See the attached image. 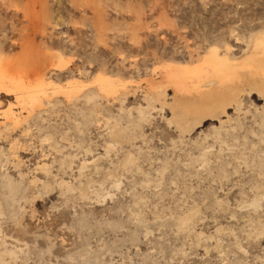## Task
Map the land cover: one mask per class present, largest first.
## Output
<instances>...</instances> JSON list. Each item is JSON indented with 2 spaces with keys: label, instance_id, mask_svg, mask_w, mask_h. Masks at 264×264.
<instances>
[{
  "label": "rangeland",
  "instance_id": "obj_1",
  "mask_svg": "<svg viewBox=\"0 0 264 264\" xmlns=\"http://www.w3.org/2000/svg\"><path fill=\"white\" fill-rule=\"evenodd\" d=\"M262 33L264 0H0L3 86L57 88L30 109L0 92L3 261L264 264V99L207 103L164 78L210 77L211 48L241 74ZM26 64L55 71L20 80Z\"/></svg>",
  "mask_w": 264,
  "mask_h": 264
},
{
  "label": "bare ground",
  "instance_id": "obj_2",
  "mask_svg": "<svg viewBox=\"0 0 264 264\" xmlns=\"http://www.w3.org/2000/svg\"><path fill=\"white\" fill-rule=\"evenodd\" d=\"M235 65L237 64L231 62L228 58L219 57L217 50L215 48H211L208 51V57L204 60V66L209 69L211 75L210 77H206V74L201 67L188 68L177 65L166 67L164 69V78L166 79L167 83L172 85V88H174V91L178 96H181L187 92L190 93V91L194 90L196 96L207 103L214 97H222L227 101V104L224 103L225 105L228 107H237V105H239V97L242 95V92L245 91L247 94L255 93L264 99V33L255 37L252 43L250 55L243 60V63L238 65L240 68H242L241 74L236 73V70L238 71V69L234 70ZM61 67H57L56 69L61 70ZM54 71L55 69L50 66H43L41 64H26L23 65L22 72L17 75L19 76L20 80L30 79L31 76H36L37 79L43 80L49 72ZM190 78H195L198 84L195 87L189 88L190 90H188V87L185 83ZM4 79L6 78L0 75V92L7 95L13 94L17 97V101L22 103V105L28 109L33 108L34 105H39L42 98L55 94L57 90V88L51 86L50 84L43 83H40L34 88L25 89L24 87L20 86L19 83L11 80V78L9 79L11 83L15 85V88L14 90H8L3 86ZM14 79H16V76ZM96 83L98 87L97 89L103 94L112 95L119 89L118 81L108 77H99L96 79ZM235 83L238 84L235 85ZM244 86H247V88L244 89ZM150 90H157L152 93L153 95L150 96L153 100L161 102L162 93L161 91H158V86L156 84L150 85ZM57 93H59V91H57ZM175 103L176 105L174 106L177 108L178 116H192L193 114L197 113L198 109L193 111L187 107L184 108L180 105L181 103ZM226 108L225 106L224 108L222 106V114H226ZM202 111L204 112V110ZM6 118L9 120H14V117L11 114H7ZM181 119L183 118L181 117ZM219 121L220 123L222 122L221 120ZM130 159L131 158H128V162H131ZM254 204L257 205V202ZM2 254L5 253L2 251L0 252V264H6L3 261Z\"/></svg>",
  "mask_w": 264,
  "mask_h": 264
}]
</instances>
